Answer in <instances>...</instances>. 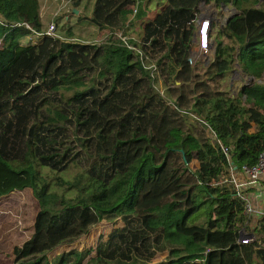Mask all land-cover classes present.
Listing matches in <instances>:
<instances>
[{"label":"trees","instance_id":"trees-1","mask_svg":"<svg viewBox=\"0 0 264 264\" xmlns=\"http://www.w3.org/2000/svg\"><path fill=\"white\" fill-rule=\"evenodd\" d=\"M210 3L238 13L215 31L208 65L193 63L197 13ZM134 18L139 41L127 42L138 50L115 36ZM84 19L106 38L70 41L57 23L54 35L38 36V0H0V166L27 177L17 190L30 188L38 204L13 264H264V215L248 220L230 180V168L237 173L264 149L262 3L94 0ZM235 64L239 79L252 81L229 99L217 84ZM114 219L120 227L93 255L48 256ZM241 230L260 245L238 243ZM158 253L165 260L155 261Z\"/></svg>","mask_w":264,"mask_h":264},{"label":"rangeland","instance_id":"rangeland-1","mask_svg":"<svg viewBox=\"0 0 264 264\" xmlns=\"http://www.w3.org/2000/svg\"><path fill=\"white\" fill-rule=\"evenodd\" d=\"M45 1L48 2L49 10L52 9L51 4L57 3V7L54 9L52 14L48 15L43 18V21L46 26L50 24V22L57 23V32L56 34H60L62 37L67 40L72 41L73 39L80 42V43H99L103 39L106 38L107 35H101L98 33L97 29H87L86 27H82L80 21L77 24L71 25V21H67L64 19L65 15L68 17L71 15L70 8L72 7V0H41V8L45 4ZM83 3L81 4L82 14H85L89 11L90 7H93L92 0H82ZM264 7V0H259ZM150 9L154 8L152 2H149ZM230 6H223V7H216L213 3L207 4L202 6L198 11L197 15L199 16L200 13L204 17L208 16L211 18V24L209 25V29H211L210 36H209V43H211V48L207 51V55L209 57L208 60H204L208 65L209 61L213 57V42H214V35L215 31L218 27L222 25L225 20V16L228 15L227 12L231 13L228 10ZM59 14L54 13H61ZM238 13V12H237ZM226 14V15H225ZM233 15V14H231ZM73 17L75 15L72 14ZM71 16V17H72ZM129 30L126 31V37L129 39H133L135 41H139V34L142 29V24L140 21L135 20V18L130 21V24L123 29ZM46 28L44 27V30ZM68 29H70L71 37L68 36ZM243 29V31L241 30ZM238 32L240 34L244 33V29H246L245 25ZM194 43L191 49V59L192 62L199 61L201 63L203 51L199 50L196 44V25L194 27ZM36 34L33 33L29 36H24L22 38V43H32L34 40L37 39ZM116 36V35H115ZM117 37V36H116ZM134 46V45H133ZM200 54V56H199ZM206 56V55H205ZM205 64V63H203ZM239 72L238 67L235 64L234 67L230 70V72L225 75V77L219 81L218 87L221 91H224L226 95L231 99L232 97L236 98L240 87L244 84L249 83L247 81L250 80L249 76H245L241 81L239 79ZM252 80H250L251 82ZM264 79L261 81L263 82ZM156 86V84H155ZM161 90V87H160ZM204 102V101H203ZM208 134V133H207ZM190 167L192 169H196L198 167V162L193 160L190 163ZM27 177L24 175L22 176H15L10 174L6 171L3 166H0V264H13V249L15 246L20 245L25 239H27L32 231V223L34 221V217L36 211L38 209L37 201L34 199L32 190L30 188H24L22 190H17L19 187L24 185L27 182ZM201 219L196 220L195 222H201ZM254 224V222H252ZM120 219H114L111 221H100L97 224L93 225L87 233L73 241L69 244L59 245L49 251L48 256L50 258L57 256L58 254L66 251H70L71 249H78L82 250L85 248H91L92 254H94V249L97 247L100 241H105L107 238L108 233L117 227H120ZM165 255L158 253L154 260L155 261H163L165 260Z\"/></svg>","mask_w":264,"mask_h":264},{"label":"built area","instance_id":"built-area-1","mask_svg":"<svg viewBox=\"0 0 264 264\" xmlns=\"http://www.w3.org/2000/svg\"><path fill=\"white\" fill-rule=\"evenodd\" d=\"M138 2L132 7V16L135 15L137 11ZM58 14V13H57ZM201 15V13H200ZM198 16L195 21L196 25V44L199 50H202L204 53L202 55L201 62L208 60L207 51L211 48L209 43V25L211 24V18L208 16L201 18ZM20 25V24H17ZM26 27L30 28L28 24H25ZM56 29V23L50 22L43 32L38 33V36H41L43 33L48 35H54ZM129 48L138 50L132 44L127 42L128 38L125 36L126 32L120 30L115 33ZM142 56V54H140ZM206 55V56H205ZM200 56V54H199ZM151 77L154 80L152 83L155 86L156 76L154 74L155 66H149ZM162 94V90H160ZM206 124V123H205ZM207 133L210 138L212 145L218 147L220 151L228 158L230 155V149L228 146L224 145L221 140L217 137L216 133L206 124ZM231 182L234 186L235 193L244 202V213L246 214L248 220H254L260 218L264 215V207L260 206V201L264 199V149H262L257 155V159L253 164H242L237 173H234L233 169L230 168ZM237 175H243V178L238 177ZM251 242H256L260 245V240L257 236H254L251 233H247L244 230H241L238 243L248 244Z\"/></svg>","mask_w":264,"mask_h":264},{"label":"crops","instance_id":"crops-1","mask_svg":"<svg viewBox=\"0 0 264 264\" xmlns=\"http://www.w3.org/2000/svg\"><path fill=\"white\" fill-rule=\"evenodd\" d=\"M38 1H39V6H40V18H41V22H42V28L41 29L44 30V27L45 28L47 27L46 24H45L46 21H47L46 17L48 15L52 14L51 12H54V9L57 7L56 6L57 3L56 4L55 3L51 4L52 9L49 10V8L47 7L48 6V4H47L48 2L45 1V4L41 8V0H38ZM92 2H94V0H92ZM82 3H83V1L80 0L79 4L77 5L76 8H72V7L70 8V9H72V14L75 15V17H73L72 14L69 17H68V15H65L64 19L67 20V21H71L72 22L71 25H69V26H73L74 24H77L78 21H80L79 24L81 23L82 27H84V28L86 27L87 29H89V28L90 29H96V27L93 26L91 23H89L87 19H84V17L90 15L92 8L90 7V9H89V11L87 13L82 14V9L80 8ZM228 10H230L231 13L227 12L228 15L225 14L226 17L230 16L231 14L237 13V10L234 7H232V6H230V8ZM63 12H65V11H62L61 13L60 12L59 13L57 12V13L59 14V16H61V14ZM57 13H54V14L56 15ZM43 18L46 19L45 23L43 21ZM210 32H211V29H209V36H210ZM210 46H211V43H210ZM263 79H264V75H263V77L258 79V82H261ZM237 176L240 177V178H243V175H237ZM259 204H260L261 207H264V199L261 200ZM259 237H263V235H260ZM262 245H264V244H262Z\"/></svg>","mask_w":264,"mask_h":264},{"label":"water","instance_id":"water-1","mask_svg":"<svg viewBox=\"0 0 264 264\" xmlns=\"http://www.w3.org/2000/svg\"><path fill=\"white\" fill-rule=\"evenodd\" d=\"M201 18H204V16H203V15H200V19H201ZM189 60H191V56L189 57Z\"/></svg>","mask_w":264,"mask_h":264}]
</instances>
